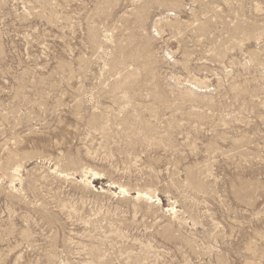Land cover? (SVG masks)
Instances as JSON below:
<instances>
[{
    "label": "rangeland",
    "instance_id": "rangeland-1",
    "mask_svg": "<svg viewBox=\"0 0 264 264\" xmlns=\"http://www.w3.org/2000/svg\"><path fill=\"white\" fill-rule=\"evenodd\" d=\"M0 264H264V0H0Z\"/></svg>",
    "mask_w": 264,
    "mask_h": 264
},
{
    "label": "bare ground",
    "instance_id": "bare-ground-1",
    "mask_svg": "<svg viewBox=\"0 0 264 264\" xmlns=\"http://www.w3.org/2000/svg\"><path fill=\"white\" fill-rule=\"evenodd\" d=\"M124 191V190H123ZM136 196H138V195H136Z\"/></svg>",
    "mask_w": 264,
    "mask_h": 264
}]
</instances>
